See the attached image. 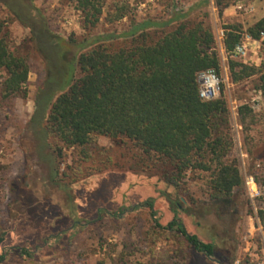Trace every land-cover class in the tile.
Masks as SVG:
<instances>
[{
  "label": "rangeland",
  "instance_id": "1",
  "mask_svg": "<svg viewBox=\"0 0 264 264\" xmlns=\"http://www.w3.org/2000/svg\"><path fill=\"white\" fill-rule=\"evenodd\" d=\"M10 1L29 17L33 29L48 27L66 49L71 38H113L111 42L119 45L147 22L160 26L150 29L158 39L180 22L204 21L222 57L221 95L224 92L230 107L232 156L240 162L245 186L236 191L229 225L224 226L212 209L208 174L190 172L178 188L167 186L155 171L136 168L141 151L127 139L95 137L87 157L82 149L43 138L37 125L29 129L38 94L66 92L76 68L69 51L64 60L41 39L35 41L0 1V20L12 50L27 57L31 66L27 98L5 100L0 92V239L5 238L0 264H264V94L257 77L231 83L222 46L224 27L247 30L256 24L264 16V0H239L222 20L213 0H106L102 21L94 30L84 29L83 14L71 0ZM124 6L128 17L109 22L108 16ZM51 51L49 69L46 55ZM234 59L260 66L261 43H247V55ZM5 78L2 71L0 85ZM242 105L253 110L245 125L239 120ZM56 167L60 175L53 183ZM165 193L184 209L179 219L189 234L214 244L213 257L198 253L168 229L176 214ZM152 198L157 199L155 217L146 206Z\"/></svg>",
  "mask_w": 264,
  "mask_h": 264
},
{
  "label": "trees",
  "instance_id": "2",
  "mask_svg": "<svg viewBox=\"0 0 264 264\" xmlns=\"http://www.w3.org/2000/svg\"><path fill=\"white\" fill-rule=\"evenodd\" d=\"M0 1L35 35V41L41 39L43 46H49L63 59L69 51L72 55L69 61L76 68L66 92L38 94L29 129L37 125L43 138L48 141L54 138L65 147L82 149L87 157H90L88 149L94 147L95 137L114 141L127 139L141 151L136 168L147 173L155 171L159 181L167 186L178 188L190 172L208 174L214 202L212 209L219 223L228 224L235 193L245 186V179L239 160L232 156L235 141L224 92L213 101H203L200 97L199 74L215 70L222 75L217 40L204 21L180 22L171 31L162 32L158 39L150 29L160 26L147 22L140 26V33L119 45L111 42L113 38L94 37L82 42L71 38L66 49L48 27L36 31L29 25V17L26 20L10 0ZM71 1L83 14L84 29H96L102 21L106 0ZM213 1L222 20L225 11L239 0ZM128 14V7H119L108 20L119 22ZM224 30L222 46L231 83L239 84L257 77L258 90L264 94V18L247 30L240 25H226ZM46 36L48 40L44 39ZM247 36L261 43L260 66L234 59L236 47L244 43ZM51 54L52 51L46 55L49 69ZM2 71L6 72L0 85L3 99L27 98L29 59L12 50L5 23L0 20V73ZM251 116L253 110L249 105L239 108L242 125ZM59 175L58 168H54L51 181L58 182ZM164 197L176 214L168 229L178 233L198 253L213 257L214 244L189 234L179 219L184 212L181 204L168 193ZM156 201L152 198L146 204L153 217L157 214ZM154 220L157 222L156 218ZM156 225L162 227L160 223ZM23 254L31 256L26 250Z\"/></svg>",
  "mask_w": 264,
  "mask_h": 264
},
{
  "label": "built area",
  "instance_id": "3",
  "mask_svg": "<svg viewBox=\"0 0 264 264\" xmlns=\"http://www.w3.org/2000/svg\"><path fill=\"white\" fill-rule=\"evenodd\" d=\"M264 38V34L262 35ZM247 43H257L247 36L245 42L236 47L237 56L247 55ZM200 97L203 101H213L221 96L222 80L215 70L205 71L199 74Z\"/></svg>",
  "mask_w": 264,
  "mask_h": 264
},
{
  "label": "water",
  "instance_id": "4",
  "mask_svg": "<svg viewBox=\"0 0 264 264\" xmlns=\"http://www.w3.org/2000/svg\"><path fill=\"white\" fill-rule=\"evenodd\" d=\"M4 236H5V234H4ZM4 240H5L4 237L0 239V246H1V244L4 242Z\"/></svg>",
  "mask_w": 264,
  "mask_h": 264
},
{
  "label": "crops",
  "instance_id": "5",
  "mask_svg": "<svg viewBox=\"0 0 264 264\" xmlns=\"http://www.w3.org/2000/svg\"><path fill=\"white\" fill-rule=\"evenodd\" d=\"M262 18H264V16H263ZM262 18H261V19H262ZM144 24H145V23H144Z\"/></svg>",
  "mask_w": 264,
  "mask_h": 264
}]
</instances>
